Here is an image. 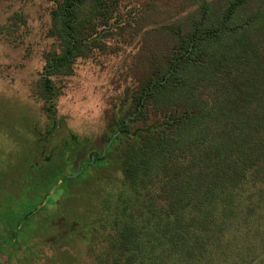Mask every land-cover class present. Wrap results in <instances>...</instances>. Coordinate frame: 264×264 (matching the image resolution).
<instances>
[{"label":"trees","instance_id":"1","mask_svg":"<svg viewBox=\"0 0 264 264\" xmlns=\"http://www.w3.org/2000/svg\"><path fill=\"white\" fill-rule=\"evenodd\" d=\"M177 1L153 28L143 75L109 110L102 148L76 138L59 154L75 173L58 189L120 173L80 221L90 264H264V0ZM118 4L55 0L62 51L48 56L40 90L48 133L58 124L51 74L72 65L94 17L106 25ZM32 213L11 236L19 262L36 248Z\"/></svg>","mask_w":264,"mask_h":264},{"label":"rangeland","instance_id":"2","mask_svg":"<svg viewBox=\"0 0 264 264\" xmlns=\"http://www.w3.org/2000/svg\"><path fill=\"white\" fill-rule=\"evenodd\" d=\"M177 4L120 0L107 27L94 17L91 41L71 66L50 76L58 92V124L48 133L51 121L40 90L48 56L62 51L51 31L55 0H0V264L92 263L81 222L95 215L100 188L115 186L120 173L105 168L58 189V177L75 173L67 160L60 166L59 154L76 138L89 137L88 148H102L109 110L143 75L153 28L165 9ZM31 210L29 243L36 248L19 262L21 252L15 254L11 236Z\"/></svg>","mask_w":264,"mask_h":264}]
</instances>
